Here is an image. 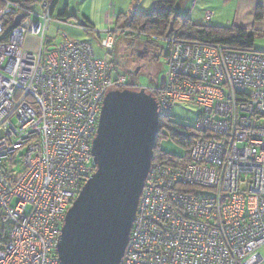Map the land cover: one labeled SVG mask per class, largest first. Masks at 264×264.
<instances>
[{
  "label": "built area",
  "instance_id": "obj_1",
  "mask_svg": "<svg viewBox=\"0 0 264 264\" xmlns=\"http://www.w3.org/2000/svg\"><path fill=\"white\" fill-rule=\"evenodd\" d=\"M52 2L0 0V264H59L65 213L96 168L102 101L142 88L86 41L63 35L44 52ZM113 33L100 40L107 53ZM159 39L164 81L143 88L163 117L175 101L199 106L201 136L185 164L151 161L120 264H261L264 53L190 43L177 30Z\"/></svg>",
  "mask_w": 264,
  "mask_h": 264
},
{
  "label": "water",
  "instance_id": "obj_2",
  "mask_svg": "<svg viewBox=\"0 0 264 264\" xmlns=\"http://www.w3.org/2000/svg\"><path fill=\"white\" fill-rule=\"evenodd\" d=\"M20 18L17 14L15 25ZM171 31L172 23L166 35ZM159 116L156 98L143 87L106 93L91 144L96 168L65 213L55 245L59 264H120L152 161Z\"/></svg>",
  "mask_w": 264,
  "mask_h": 264
},
{
  "label": "rangeland",
  "instance_id": "obj_3",
  "mask_svg": "<svg viewBox=\"0 0 264 264\" xmlns=\"http://www.w3.org/2000/svg\"><path fill=\"white\" fill-rule=\"evenodd\" d=\"M74 1L75 0L70 1L68 12L69 14H76V17L70 16L62 18L64 19L63 21L66 22L65 24L50 23L49 29L44 35L43 51L47 52V50L54 48V46H56L57 43L61 40L63 35L77 41H86L92 46L94 56L96 58H102L104 56H107V59L115 64L119 74L124 75L127 80L132 79L130 71L136 68L138 62L136 60L135 52H132L130 48H137L139 46V44L135 42L140 43L141 46V43H145L147 41V36L144 34H135L128 36L125 32L115 31L113 33L115 40V48H113L109 53H107V51L100 45V40L102 37H104V34L107 29H115L116 19L114 18L113 23L109 24V27L105 29L106 31L104 30L101 24H97L92 28L86 27L87 30L85 31L86 28L81 24L82 22H84L86 25L88 23L82 20V17L78 16V14L76 13L78 12L76 11L77 4H74ZM146 1L147 0H134L131 8L126 9V11L124 12L126 13L127 10H133L134 8L140 9V11L150 10L152 8L153 3L148 2L146 3V5L142 4ZM213 1L215 0H207L208 3H212ZM205 2V0H176V12L179 14L180 18L184 20L187 19V14L192 10L198 16L203 15L205 13V10H208L213 14V19L211 23L215 22L214 25H219L222 23L221 25L224 26L225 24H227V22H229L227 25L232 24L230 23L231 21H227L228 19L224 18L226 10L228 11V15L230 14L228 16L230 18L232 11L231 8L230 10L227 8L222 9L220 8V4L219 6H216V4L205 5ZM65 5L66 3H64L63 0L60 1L59 5L55 8L52 16L56 18L58 13L62 11ZM212 7H214V9ZM218 19L221 21H218ZM123 24L125 25L123 27H127L124 22ZM150 41L151 42H147L152 47L151 54L148 59L150 62L149 69L147 71H144V69L140 67L138 69V75L134 79L135 83L138 86L146 88L158 83V77L161 74H164L166 70V62L164 60L165 43L161 39H152ZM37 43V35L30 38L28 37L25 40L26 48L31 51L36 50ZM252 51L264 53V35L255 37L252 46ZM151 71L152 73L150 74L149 72ZM200 112V107L193 103L175 101L170 112V119L176 125H178V131L180 133L184 135H189L195 132L194 128L199 118ZM157 150L161 151L162 153H165L166 155H170L176 158L185 156L187 152L184 146L177 143L174 138V135H172V132L168 131L165 127L162 128L160 131V138L157 140ZM14 163L17 164L15 172H21L23 168L19 164V156L15 158ZM258 251L263 259L261 264H264V244L258 249Z\"/></svg>",
  "mask_w": 264,
  "mask_h": 264
},
{
  "label": "trees",
  "instance_id": "obj_4",
  "mask_svg": "<svg viewBox=\"0 0 264 264\" xmlns=\"http://www.w3.org/2000/svg\"><path fill=\"white\" fill-rule=\"evenodd\" d=\"M15 1H19L21 4L29 6L36 0H31L32 2L27 3L24 0ZM54 1L55 0H53L52 2V6L54 4ZM175 2L176 0H155L150 10H131L128 15L119 17V20L124 21L127 27H123L125 25L122 23L114 30H112L114 32H125L128 36L135 34H144L148 38L146 42H151L150 40L152 39L157 40L159 38L165 37L170 23H172V31L177 30L180 34V38L184 41L203 46L220 45L228 49L238 51H252L255 37L262 35L256 30H249L237 25L218 26L210 24H199L193 22L189 18L182 20L179 14L176 12ZM261 17L262 10L260 9V7H258L255 11L254 19L260 20ZM113 48H115V42ZM130 75L134 80L138 74L135 75L133 71H130ZM157 84H159V82L155 85ZM164 127L168 131L172 132V135H174L177 143L186 148L187 152L185 156L176 158L170 155H166L165 153L157 150V140L160 138V131ZM178 130V125H176L170 119V116H159L158 132L153 147L152 160H158L173 165H183L188 161L189 148L194 139L201 135L196 131L192 134L184 135Z\"/></svg>",
  "mask_w": 264,
  "mask_h": 264
},
{
  "label": "crops",
  "instance_id": "obj_5",
  "mask_svg": "<svg viewBox=\"0 0 264 264\" xmlns=\"http://www.w3.org/2000/svg\"><path fill=\"white\" fill-rule=\"evenodd\" d=\"M60 1H62V0H55L54 1V4L52 6V11H51V16L53 15L55 8L59 5ZM63 1H64V3H66V5L63 7L62 11L58 13L56 18H54L52 16L53 21L51 23H64L65 24L66 22L63 21L64 19H62V18H64V17L66 18V17H70V16L76 17V14H74V13L69 14V12H68V9L70 6V1H72V0H63ZM79 1H80V3H79ZM133 1L134 0H75L74 4H77L76 11H78V12H76V13L78 14V16L82 17V20H84L85 22L88 23L86 25L84 22H82V24H81L82 26H84L85 28L86 27L92 28L97 24H101L105 30L109 27V24L113 23L114 18L116 19L115 28L124 22V21L121 22V20H119V17H121L123 15H128V13L131 10H127L126 13L124 11H126V9L131 8V6L133 5ZM154 1L155 0H147L146 2H143L142 4L146 5V3H148V2L153 3ZM205 1H206L205 5L216 4V6H219V4H220V8H222V9L227 8L230 10V8H231L232 11H231L230 18L228 17L230 14L228 15L227 10H226V14L224 16V18L228 19L227 21H231L230 22V23H232L231 25L241 26V27L247 28L249 30H256L259 33H261L262 35H264V0H215L212 3H208L209 1L207 2V0H205ZM147 6H148V4H147ZM258 7H260V9L262 10V17L260 20H255L254 14H255V11ZM212 8L214 9V7H212ZM133 10H139L140 11V9H137V8H134ZM145 11H147V10H145ZM206 11H208V10H205V12ZM118 13H120V14H118ZM187 18H189L193 22H196L199 24H202V23L206 24L207 23L210 25H214V23H215V22L211 23L212 19H213V14H212L210 20L206 21L205 13L201 16H198L193 12V10L187 14ZM218 21H221V20L218 19ZM228 23L229 22H227V24ZM221 24H219L218 26H223ZM227 24H225L224 26H229ZM87 28L85 29V31L87 30ZM107 30H109V29H107ZM110 30H112V29H110ZM34 36H36V35H28L27 38L28 37L29 38L34 37ZM72 40H74V39H72ZM135 43L140 44L138 42H135ZM25 48H26V46H25ZM29 51H31V50H29Z\"/></svg>",
  "mask_w": 264,
  "mask_h": 264
},
{
  "label": "flooded vegetation",
  "instance_id": "obj_6",
  "mask_svg": "<svg viewBox=\"0 0 264 264\" xmlns=\"http://www.w3.org/2000/svg\"><path fill=\"white\" fill-rule=\"evenodd\" d=\"M130 50L132 52H135L136 55V60L138 62V65L136 66L135 69H132L133 72H137L138 74V69L140 67H142L144 69V71H147L149 69V56L151 54V50L152 47L149 43L145 42V43H141V46L139 44V46L137 48L131 47ZM150 74L152 73L149 72ZM160 77V76H159ZM158 77V79H159Z\"/></svg>",
  "mask_w": 264,
  "mask_h": 264
}]
</instances>
